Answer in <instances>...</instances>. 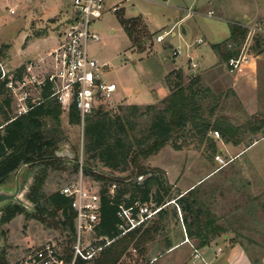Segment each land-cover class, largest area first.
I'll return each instance as SVG.
<instances>
[{
  "label": "rangeland",
  "instance_id": "obj_1",
  "mask_svg": "<svg viewBox=\"0 0 264 264\" xmlns=\"http://www.w3.org/2000/svg\"><path fill=\"white\" fill-rule=\"evenodd\" d=\"M114 4L118 5V12L108 9V6ZM50 6L56 8L57 15L53 20L63 19L71 13L72 0H0V60L7 68L15 70L9 62L11 57H8V54L13 53L12 62H15L16 52L21 49L25 31L28 35L23 46L28 43L29 35H42L47 30L50 31L48 29L50 26H33L40 24V21H45V17L39 19L40 16L35 14L36 11H47ZM9 7H13L15 13H10ZM209 7L211 5L207 0H107L106 9L102 15L90 24L91 30L97 33L100 39L88 41V53L103 66L101 69L103 79L116 85L113 102L99 103L94 110L100 107L102 110H109L112 114H123L128 112L129 105L137 104L141 114L135 117L134 134L141 141V146H146L152 141V138L147 136L150 116L142 114L143 109L147 104L160 106L161 100L178 84L184 86L189 84L193 80L191 77L193 73L190 71L192 62L198 64L194 74L197 75L196 86L203 91L200 95H204L201 100V113L204 116L212 119L223 115L234 124L244 123L251 116L244 110L239 98L234 94L235 89L233 88L232 91L230 87L229 82L232 81L233 75L224 71L225 63L212 49L213 44L229 37L232 24L229 23L228 18L219 16L214 10V15L208 16L206 12ZM30 13L34 15L30 17L29 22L27 18ZM135 16L141 18L142 25L146 26L150 33L142 50L132 46L121 22V18L129 19ZM53 27V30L59 33L65 28V26ZM182 28L185 33H181ZM166 31L168 33H165ZM49 33L46 43L52 46L56 37L51 31ZM159 34L163 35V39L156 41L155 38ZM198 38L203 39L204 42L195 43ZM32 43L33 48L35 44H40V49L36 50L45 52L42 41ZM252 43L251 40L249 48ZM175 48L180 49V53L176 56L172 54ZM250 53L255 55L251 49ZM26 58L22 64L27 62ZM243 85L242 89L246 93L249 92L251 88L249 81ZM1 90L3 93L0 94V102L3 104L4 99L9 98V105H4L3 109L10 117L19 114L18 100L10 96L3 86L0 87ZM165 91L167 94L160 99ZM39 97V92L32 89L25 101L28 104L35 103ZM211 107H213L212 113L209 111ZM258 114L261 115L264 112ZM2 121L3 116L0 112V122ZM55 128L57 147L54 155L57 160L54 161V165L46 167L47 176L42 186L44 199L52 192L59 190L63 184L77 177L80 166L82 168L87 165L91 170L112 178L128 176L129 171L112 170L96 159L86 158L83 148V127L80 123L69 124L66 111L61 109L60 124ZM208 134L216 138L210 131ZM254 135L246 137L239 147L249 143ZM221 140L224 141L221 137L217 138L216 148L211 150L209 142L200 141L191 131L184 130L172 136L170 142L155 154L143 159L142 164L147 168L148 175H160L162 186L167 192L164 193L165 190L160 188L158 193L164 194V198H167V194H176L180 189L201 179L194 191L201 206L209 210L215 219H219L224 233L230 234L232 240L244 245L250 255L252 252L255 255L263 253L264 186L255 174L248 155L238 156L234 149L220 152L218 147L221 146L219 144ZM173 144H179L181 148L176 150ZM216 156H221L225 160L232 158V160L225 166H219ZM42 168L43 166L36 165L24 170L16 203L21 204L25 212L16 214L9 222L0 225V259L5 264H15L28 248L48 240H52L59 248L66 245L64 240L68 232L62 230L60 226H50L31 216L36 211L34 204L28 200L27 193L35 176ZM157 168L162 173H157L155 171ZM210 170L213 172L205 176ZM15 173L16 171L7 178L6 185L13 184ZM87 177H89L87 183L90 184L92 178ZM144 177V175L132 176L125 181V184L140 182ZM93 183L101 186V182L94 179ZM113 187L114 185L111 186L112 189ZM152 191L155 192L154 187ZM147 204L153 205L152 202ZM177 214V207L170 204L166 207L161 222L164 226L170 227L173 221L178 220ZM44 216L48 221L53 220L49 215ZM153 222L160 223V218L154 215L149 224ZM177 225L178 232H181L178 221ZM222 240L223 238L218 239L217 245L225 251ZM151 242L136 247L135 251L130 248L128 254L118 264H158L159 261L154 262L156 258L148 262L151 256L160 254V246L150 247ZM214 249H216L215 246ZM146 250L154 252L147 257ZM192 258L201 262L194 252Z\"/></svg>",
  "mask_w": 264,
  "mask_h": 264
},
{
  "label": "trees",
  "instance_id": "obj_2",
  "mask_svg": "<svg viewBox=\"0 0 264 264\" xmlns=\"http://www.w3.org/2000/svg\"><path fill=\"white\" fill-rule=\"evenodd\" d=\"M121 22L132 46L139 50L144 49L150 33L147 27L142 25L141 18L139 16L121 18ZM246 33L247 29L242 25L232 24L229 37L212 45V49L222 62L238 53ZM251 50L255 54L262 53L264 39L255 36ZM22 69L23 67H19L17 72L20 73ZM191 77L193 80L186 86L178 84L171 90L161 100L160 106L147 104L143 109L142 114L150 116L147 136L152 138L146 146H141V141L134 134L135 117L141 114L137 104L129 105L128 112L123 114H112L109 110H102L99 107L91 115L86 116L83 124V148L86 158L96 159L112 170L129 171L125 178H112L91 170L87 165L82 167L84 175L101 182L100 223L96 228V234L114 238L96 257L95 264H118L128 254L130 248L141 247L153 241L159 235L163 225L161 220L166 207L170 204L179 209L187 235L195 237L198 246L208 244L210 236L220 233L221 227L215 223L217 219L201 206L198 196L195 195L197 187L184 193L179 191L172 195L165 194L167 198H164V194L158 193L160 188L165 190L164 193L167 192L162 186L160 175H148L149 172L142 164V160L155 154L170 142L172 136L184 130L191 131L200 141L209 142L211 150L216 148L215 140L208 134L211 130L218 131L224 142L241 144L246 137L258 132L264 134V114H253L241 124H234L223 115L212 119L204 116L201 113V100L204 95H200L203 91L196 86L197 75L192 74ZM2 93L1 90L0 94ZM50 94V86L47 84L43 87L37 102L29 103V108L24 113L12 117L3 109L4 105H9V98L6 96L3 104L0 102V112L3 116V121L0 122V185L4 184L21 164L31 163L29 167L43 166L27 193V198L34 204L36 211L31 216L50 226H60L62 230L68 232L64 240L67 248L72 240L74 218V212L69 205L70 199L59 190L52 192L45 199L42 194V186L47 176L46 167L54 165V161L57 160L54 155L57 147L55 127L60 124L61 114L60 105ZM209 111L213 112V107L209 108ZM67 117L69 124H78L80 121L79 113L73 106L67 111ZM250 143L251 141L246 146ZM173 147L176 150L181 148L179 144H173ZM155 171L161 172L158 168ZM143 175L145 177L142 181L125 184L132 176ZM112 185L114 187L111 190ZM153 187L155 192L152 191ZM136 199L144 203L152 202L160 207L155 214L160 218V223L149 224L150 218L146 224L118 236L116 215L118 204L121 202L130 204ZM23 212L25 211L19 203L8 202L2 205L0 225ZM44 215H49L53 220L48 221ZM0 264L5 262L0 259Z\"/></svg>",
  "mask_w": 264,
  "mask_h": 264
},
{
  "label": "built area",
  "instance_id": "obj_3",
  "mask_svg": "<svg viewBox=\"0 0 264 264\" xmlns=\"http://www.w3.org/2000/svg\"><path fill=\"white\" fill-rule=\"evenodd\" d=\"M106 1L72 0L71 16L63 30V38L46 54L52 60L50 72L43 75L35 72V63L29 61L18 73L16 69L7 68L0 60V85L20 103L19 114L29 108L25 100L29 97L30 91L33 89L40 94L47 84L50 86V96L55 99L62 110L67 112L71 106L75 107L82 127L86 116L94 110L97 104L113 102L116 85L103 79L101 70L103 66L98 63L97 59L90 56L87 50L88 41L100 39L98 34L91 30L90 24L102 15L106 9ZM108 9L117 12L119 7L114 4L108 6ZM8 10L10 13H15L14 8ZM189 13L191 14L192 11ZM206 14L212 16L214 12L208 10ZM242 26L247 29L245 39L238 53L224 62L230 74L241 73L249 63L252 56L251 46L250 48L248 46L250 41H253L255 36L264 39L262 23ZM162 39V34L155 38L156 41ZM195 42L204 41L198 38ZM179 53V48L172 50L174 56ZM197 65L196 62H192L191 68L195 69ZM210 132L216 138L220 137L218 131L211 130ZM215 158L219 166H225L232 160V158L225 160L221 156ZM79 169L77 177L59 188L60 193L70 199L69 205L74 212L72 240L69 246L65 248L67 245L65 243L63 248H59L52 240H48L28 248L15 264H95L99 253L114 240L106 235L96 234V228L100 223V187L93 183V179L88 184L89 177L83 174L81 166ZM159 209L160 207L154 204L150 206L139 199L130 204L119 203L116 211L118 236L146 224ZM185 241L189 242L186 236ZM194 255L199 256L197 249H194Z\"/></svg>",
  "mask_w": 264,
  "mask_h": 264
},
{
  "label": "crops",
  "instance_id": "obj_4",
  "mask_svg": "<svg viewBox=\"0 0 264 264\" xmlns=\"http://www.w3.org/2000/svg\"><path fill=\"white\" fill-rule=\"evenodd\" d=\"M207 2L211 5L208 10H214L219 16L228 18L229 23L231 24L248 25L253 23H262L264 25V0H207ZM55 11L56 8H53V6H50L49 9L44 12L36 11L35 14L40 16L39 19L45 17V21H40V24L33 25L50 26L48 29L56 37L55 43L52 46L47 45L46 41L50 36V31L48 32L47 30L42 35H29L30 38L28 43L23 46L22 44L28 35L25 31L23 35L25 37L21 44V49L16 52V61L12 62L13 53L8 54V57H11L9 62L16 70L19 67H24V65L29 61L35 63L34 70L41 75L52 70V60L51 58L47 57L46 54L56 47L63 38V31L60 33L56 32L53 30V26H66L71 16L70 13L68 16L63 18L64 20L61 18L53 20L55 15H57ZM33 15L34 13H30L28 15L27 19L29 22L31 21L30 17ZM46 19L49 20L46 21ZM37 40L42 41L41 44L43 48H45L43 49L45 52L42 53L37 51L40 49V44H35L36 48H33L32 42H38ZM25 55L28 58H26ZM24 58L28 60L26 63L22 64ZM223 69L229 73L224 66ZM190 71L194 74L195 70L191 69ZM232 75L233 79L229 82L230 87L232 91L233 88L235 89V93H233L239 98L244 110L248 112L249 115H257L258 113L264 112V81H262L264 78V53L252 55L245 69L241 73ZM248 81L251 88L249 92L246 93L242 88L244 87L243 84ZM237 83H240L242 86L240 84L238 85ZM166 94L167 92L165 91L164 95H162L160 99H162ZM211 137L216 141L217 138H214L212 135ZM219 144H221V146L218 147L220 152H227L228 150L234 149L236 150L235 153L238 154V156L248 155V160L251 162L255 174L258 176L264 186V134L260 132L256 133L253 136L251 143L247 146L244 145L239 147L240 144L233 145L222 140ZM212 172L213 170L208 171L205 176L210 175ZM199 182H201V179L183 189H180V192L184 193L193 187H198L199 184H196ZM177 210V221L180 224L181 232H178L177 221H173V224L170 227L162 225L160 229V235L154 240V242L152 241L150 243V247L160 246V254L157 256H151L148 262L156 258L154 262L159 261L158 264H264V252L256 255L252 252V255H250L244 245L238 241L232 240V236L230 234L224 233V228L222 226L219 234L210 236V241L208 244L204 246H198L196 238L187 235L185 231V225L182 222L181 213L178 208ZM215 223L220 225L221 222L219 219H217ZM185 236L188 238L189 242L185 241ZM221 238H223L222 244L226 248L225 251L220 245H217L218 239ZM214 246L216 249H214ZM194 249H197L199 254L198 257L201 259V262H197L192 258ZM146 251L148 252H146L147 257L154 252L149 250Z\"/></svg>",
  "mask_w": 264,
  "mask_h": 264
},
{
  "label": "water",
  "instance_id": "obj_5",
  "mask_svg": "<svg viewBox=\"0 0 264 264\" xmlns=\"http://www.w3.org/2000/svg\"><path fill=\"white\" fill-rule=\"evenodd\" d=\"M181 33H185L184 28L181 29ZM30 165L31 163H24L18 167L12 185H6V182L0 185V207L8 202H17V197L22 185V174Z\"/></svg>",
  "mask_w": 264,
  "mask_h": 264
}]
</instances>
